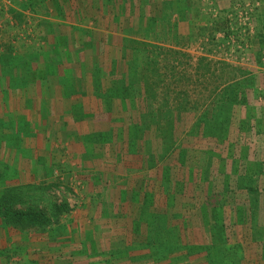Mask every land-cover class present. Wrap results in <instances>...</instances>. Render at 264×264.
<instances>
[{
  "label": "rangeland",
  "instance_id": "rangeland-1",
  "mask_svg": "<svg viewBox=\"0 0 264 264\" xmlns=\"http://www.w3.org/2000/svg\"><path fill=\"white\" fill-rule=\"evenodd\" d=\"M1 1L0 264H264V0Z\"/></svg>",
  "mask_w": 264,
  "mask_h": 264
},
{
  "label": "built area",
  "instance_id": "built-area-1",
  "mask_svg": "<svg viewBox=\"0 0 264 264\" xmlns=\"http://www.w3.org/2000/svg\"><path fill=\"white\" fill-rule=\"evenodd\" d=\"M2 3L3 2L0 0V8L3 6ZM239 16L241 18V21H244V23H246L249 20V11L248 10H246L245 12L241 11Z\"/></svg>",
  "mask_w": 264,
  "mask_h": 264
},
{
  "label": "crops",
  "instance_id": "crops-1",
  "mask_svg": "<svg viewBox=\"0 0 264 264\" xmlns=\"http://www.w3.org/2000/svg\"><path fill=\"white\" fill-rule=\"evenodd\" d=\"M253 43H254V47L256 46V47H258L257 45V40H253ZM254 49V48H253ZM254 51H255V54H256V49H254ZM252 63H253V60H252V62L251 63H248V65L249 66H251L252 68H254L255 66H256V64H254V65H252ZM256 63V62H255Z\"/></svg>",
  "mask_w": 264,
  "mask_h": 264
}]
</instances>
